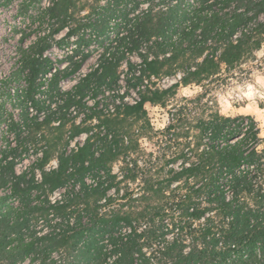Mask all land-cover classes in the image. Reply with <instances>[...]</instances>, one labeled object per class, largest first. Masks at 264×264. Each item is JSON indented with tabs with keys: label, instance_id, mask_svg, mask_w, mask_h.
Listing matches in <instances>:
<instances>
[{
	"label": "trees",
	"instance_id": "obj_1",
	"mask_svg": "<svg viewBox=\"0 0 264 264\" xmlns=\"http://www.w3.org/2000/svg\"><path fill=\"white\" fill-rule=\"evenodd\" d=\"M42 1L21 4H40L47 32L21 41L0 78V126L14 139L0 151V264H264V136L254 115L194 114L198 97L161 131L170 154L144 155L140 144L154 129L148 103L166 106L180 86L261 49L264 0ZM111 26L99 62L65 88L89 52L68 49L57 64L49 38L67 29L58 46L82 32L90 45ZM135 51L141 62L128 59L122 90L119 68ZM181 69L168 88L153 80Z\"/></svg>",
	"mask_w": 264,
	"mask_h": 264
},
{
	"label": "rangeland",
	"instance_id": "obj_2",
	"mask_svg": "<svg viewBox=\"0 0 264 264\" xmlns=\"http://www.w3.org/2000/svg\"><path fill=\"white\" fill-rule=\"evenodd\" d=\"M47 4L48 0L42 1V6ZM39 5L38 2H34L26 8L22 6L21 0H0V78L9 75L14 66H16L18 60L17 46L21 41L25 45H30L38 40L39 34L47 32L49 21L41 17ZM146 6L147 4L143 3L141 8H145ZM115 19L116 21L121 20L116 16L113 17L112 22ZM115 32L111 26L108 34H104L100 39L94 38L90 45L82 40L84 37L82 32L72 36L69 39V43H63L64 46H58L56 41L66 36L67 29L55 35V39L49 38L52 47H50L47 53L52 55L57 64L58 58L65 57L70 53L68 49H76L78 51V58L82 57L83 52H89V59L84 63L80 72L63 81L62 84L65 88L73 85L81 74L89 71L93 65L99 62L105 46L109 44ZM91 33L90 31H85V37H88ZM103 38L105 41L101 43ZM128 59H131L135 63L141 62L138 51L129 53L119 68L121 78L125 77V73L128 71ZM201 59L199 58L198 61ZM66 64L65 62L62 65ZM182 70H177L174 74L163 75L159 78L153 77V80L160 88H168L181 79L184 74ZM121 85L122 90H124L126 86L124 78L121 80ZM176 91L177 94L170 98L166 106L151 103L146 105L148 116L154 129L147 131L145 136L140 140L144 155L151 152L153 155L158 156L165 153L170 154L172 149H170V144H168L165 134H162L161 131L170 123L172 113L176 108L184 105L187 100L197 101L196 98L198 97H201L199 103H190V108L193 109L192 113L200 114L205 112L208 114L209 112L218 110L226 115L251 114L257 119L262 136H264V36L262 37L261 49L256 51L252 57L248 58L241 65L235 68L224 65L221 72L209 80L200 84L182 85ZM133 96L136 95L133 94ZM133 96H129L128 99L132 100ZM90 101L92 102V99ZM14 110L15 114H19V108H14ZM5 130L6 126L2 124L0 126V151L8 144L7 139L14 141L12 135L5 134ZM85 138L86 135L82 134L77 141L83 142ZM75 142H73V145ZM30 161V157L25 155L19 161L18 170L24 168L25 164L30 163ZM117 165L115 166L116 171L118 170Z\"/></svg>",
	"mask_w": 264,
	"mask_h": 264
}]
</instances>
